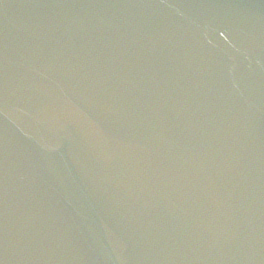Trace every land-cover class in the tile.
Wrapping results in <instances>:
<instances>
[{
	"label": "water",
	"instance_id": "water-1",
	"mask_svg": "<svg viewBox=\"0 0 264 264\" xmlns=\"http://www.w3.org/2000/svg\"><path fill=\"white\" fill-rule=\"evenodd\" d=\"M0 264H264V0H0Z\"/></svg>",
	"mask_w": 264,
	"mask_h": 264
}]
</instances>
